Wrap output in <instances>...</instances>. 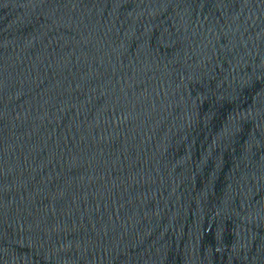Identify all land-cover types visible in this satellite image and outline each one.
<instances>
[{
    "label": "water",
    "instance_id": "1",
    "mask_svg": "<svg viewBox=\"0 0 264 264\" xmlns=\"http://www.w3.org/2000/svg\"><path fill=\"white\" fill-rule=\"evenodd\" d=\"M0 264H264V0H0Z\"/></svg>",
    "mask_w": 264,
    "mask_h": 264
}]
</instances>
